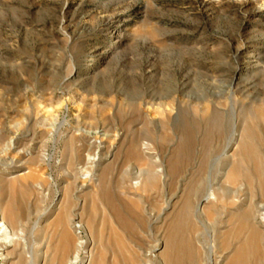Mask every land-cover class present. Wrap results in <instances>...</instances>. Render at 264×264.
Returning a JSON list of instances; mask_svg holds the SVG:
<instances>
[{
  "label": "rangeland",
  "instance_id": "374dc122",
  "mask_svg": "<svg viewBox=\"0 0 264 264\" xmlns=\"http://www.w3.org/2000/svg\"><path fill=\"white\" fill-rule=\"evenodd\" d=\"M263 2L0 0V264H264Z\"/></svg>",
  "mask_w": 264,
  "mask_h": 264
},
{
  "label": "bare ground",
  "instance_id": "6f19581e",
  "mask_svg": "<svg viewBox=\"0 0 264 264\" xmlns=\"http://www.w3.org/2000/svg\"><path fill=\"white\" fill-rule=\"evenodd\" d=\"M264 3V2H263ZM0 232L4 233V235L6 236H11L10 233H12L10 231V228L9 226L7 225V223L4 221L3 219V216L1 215L0 213ZM13 234V233H12ZM62 241V240H61ZM65 255V254H64ZM236 257H237V262L236 264H244L243 262V259L241 258L242 257V252L239 251V253L236 254ZM67 262V261H66ZM70 261H68L67 264H70L69 263Z\"/></svg>",
  "mask_w": 264,
  "mask_h": 264
}]
</instances>
